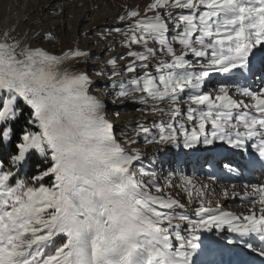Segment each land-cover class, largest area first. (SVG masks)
Wrapping results in <instances>:
<instances>
[{
    "label": "snow or ice",
    "instance_id": "1",
    "mask_svg": "<svg viewBox=\"0 0 264 264\" xmlns=\"http://www.w3.org/2000/svg\"><path fill=\"white\" fill-rule=\"evenodd\" d=\"M119 21L127 52L94 73L87 50L36 46L50 30L0 35V264L264 258V184H247L248 214H234L185 173L192 158L230 153V172L264 175V0H153ZM93 75L112 104L159 116L118 134ZM141 141L157 148L147 166L131 147ZM177 185L191 214L164 191Z\"/></svg>",
    "mask_w": 264,
    "mask_h": 264
},
{
    "label": "rangeland",
    "instance_id": "2",
    "mask_svg": "<svg viewBox=\"0 0 264 264\" xmlns=\"http://www.w3.org/2000/svg\"><path fill=\"white\" fill-rule=\"evenodd\" d=\"M137 1L139 0H42V6H45L46 9L48 10L47 11L48 18L45 22H42L40 26H38V28H34L35 29L34 32H39L41 30H50L53 40L52 42H49L46 39L43 42H41L39 46L44 47L46 50L52 52L53 54H61L62 51H64L62 49V45H60L61 44L60 41L63 36L67 39L68 47H71L73 41L76 39H77L76 40L77 45L79 44L78 47H80L81 49L84 46L85 47L89 46V49L93 48L95 41L96 40L98 41V39L105 46L106 44L113 45L112 51L109 53L105 52L106 47L103 45H102L103 46L102 49L97 50V52L94 53L91 52L92 58L86 67L90 73H94V71L98 70L99 67L104 66V64H101V66L93 65V64L98 62L103 63V61H105L106 59L112 56H117L118 54H126L127 49L123 47V45H120V42L118 45L116 42H115L116 45L107 43V39L110 38V36H112L114 32L117 33L115 29L118 27L112 28L109 26L110 28L108 29L107 27H103V29L98 28L95 29L93 33L90 32V29H88L90 22L79 23L78 21L77 23L76 22L77 17L81 14L80 13L81 11L85 10L90 5L91 6L93 5L95 7V11L91 14V16L88 17V19L91 18L97 20L99 19L100 15L104 10L111 9L112 11L115 10L117 12V14H115L112 18V20H116L119 17L117 15H120L121 14L120 12H122V10H126L128 8L134 7L135 2ZM143 1L144 3H146L148 0H143ZM20 6H22V4H20L19 7ZM32 10L33 9H31V11ZM37 15L38 14H33L32 18L38 17ZM57 23H59V25H56ZM122 29L126 30L124 26L122 27ZM82 32L85 34V36L79 37V34ZM101 50L103 51L99 54L98 52ZM118 63L122 69L123 65L126 63V60H119ZM125 75H130V74H125ZM93 80L94 82L97 83L96 88H94L93 90V94L99 95V98L106 102L108 118L111 119L114 123L123 124V127L121 126V129L120 130L118 129L116 131L118 134L122 129H129L131 127H134L137 121H144L146 124H150L154 120L153 119L154 114L152 113L146 114L138 110V108L142 106V105L140 106V104L138 103L125 101L124 103L112 104L111 98L106 97L104 95V93L107 92L108 90L106 88L107 81L97 78L94 75H93ZM240 82L243 83L244 81L241 80ZM117 111L120 113L119 117L115 116V112ZM131 117H133V120L129 119ZM125 120L127 122H124ZM124 124H129V125L127 127H124ZM131 147L135 148L136 150H142L146 148L150 150H154V149L157 150L155 145H149L143 143L142 141L136 145H132ZM214 158L213 156L212 158L210 157L209 158L199 157L198 159L192 158L190 163L185 168V173L194 180L196 185L200 182L202 174L218 175L221 178H224L225 176L229 177L223 172L222 168L217 167V165L215 166L213 165L216 163L215 162L216 159ZM148 162L149 160L144 161L145 166L148 165ZM226 169H228V167H226ZM230 177L232 176L230 175ZM232 182L233 181H230L227 185L231 186ZM209 190L211 191L207 192L209 196V197L207 196V199L210 200L211 202L210 206L212 207H216L220 205L222 202H225L226 198L228 197L227 192L225 191L226 189L223 187L219 188L216 185H212ZM164 191L170 194L173 198L180 200L182 203H185V205L189 204L186 193L183 192V190L179 185H177V187L175 188H170V189L166 188ZM57 243L59 244L60 241L58 240Z\"/></svg>",
    "mask_w": 264,
    "mask_h": 264
},
{
    "label": "bare ground",
    "instance_id": "3",
    "mask_svg": "<svg viewBox=\"0 0 264 264\" xmlns=\"http://www.w3.org/2000/svg\"><path fill=\"white\" fill-rule=\"evenodd\" d=\"M152 2L153 0H148L146 3H144L143 0H139L135 2L134 7L128 8L127 10H131L133 8H139L141 13L143 14L147 5L151 4ZM20 4H22V6L19 7ZM31 9L33 10L31 11ZM47 11L48 10L46 9V7L42 6V0H0V31H1L0 35H2L4 31L12 29L14 30L13 34L22 41L25 39L26 36H33L34 30H35L34 28H38V26H40L42 22H45L47 20L48 18ZM94 11H95V7L93 5L92 6L90 5L85 10L80 12L81 14L77 17L76 22L77 23L78 21L79 23L90 22V25L88 28L90 29V32H93L95 31V29H98V28L103 29V27H107V29L110 27L112 28L121 27L122 29L123 25L119 21V17L116 20H112L113 16L117 14L115 10L114 11H112L111 9L104 10L102 14L100 15L99 19L97 20L91 19V18L88 19V17L91 16V14ZM125 11L126 10H122V12H120L121 13L120 15L125 14ZM33 14H38L37 15L38 17L32 18ZM120 15H117V16H120ZM149 15L151 14L149 13ZM56 25H59V23H57ZM83 36H85L83 32L79 34V37H83ZM123 39L124 37L121 35L119 31H117V33L114 32L112 36H110V38L107 39V43L115 44L116 42L118 45L120 42V45H123L122 43ZM76 40L73 41V44L71 47H68L67 39L63 36L60 41L61 42L60 45H62V49L64 51H67L68 49H74L79 46V44L77 45ZM33 43L35 44V41H33ZM102 45L103 44L98 39V41L97 40L95 41L93 48L89 49V46H86V47L84 46L82 47V49L87 50L90 53L91 52L94 53V52H97V50L102 49L103 46H105V45L103 46ZM36 46H39V44ZM107 46L108 44H106L105 47L107 48ZM94 47H97V48H94ZM102 51L103 50L99 51L98 53L100 54ZM101 64H104V61L103 63L98 62L93 65L101 66ZM96 86H97V83L94 82V88H96ZM140 108H142V106ZM158 116H159L158 113L154 114L153 119H156ZM129 119L133 120V117ZM124 122H127V121L125 120ZM128 125L129 124H124V127H127ZM121 126L123 127L122 123H119V124L114 123V128L116 131L118 129L120 130ZM138 151L141 152V154L145 157V160L147 161L150 160L157 153L156 149L150 150L148 148L138 150ZM212 156L213 158L215 157L216 159L215 161L216 163L214 162L215 164L213 165L214 166L217 165V167L222 168L223 172L229 177L225 176L224 178H221L218 175L202 174L200 182L196 186L197 187H200L201 185L208 186L207 192L211 191L209 189L211 188L212 185H216L219 188L221 187L225 188L226 189L225 191L227 192L228 197L226 198L225 202H222L218 206H222L223 210L232 212L234 214H248V211L251 205L247 201L242 200L240 197L243 194L251 191L250 188L246 187L247 184H264V175H262L260 170L258 169H253L251 171H244L242 173L228 171L225 165H229V163L232 162V166H235V162L239 160L238 156L234 157L230 153L205 154L204 156H201V157L212 158ZM230 175L232 177H230ZM230 181H233L231 186L227 185ZM195 196H196V193L194 191L193 197L195 198ZM193 206L195 205L194 204L186 205L187 213H191V209ZM256 207H259V205H257ZM237 259L242 260L244 264H264V258L259 257L257 254L248 253L247 251L240 252L239 255L237 256Z\"/></svg>",
    "mask_w": 264,
    "mask_h": 264
}]
</instances>
